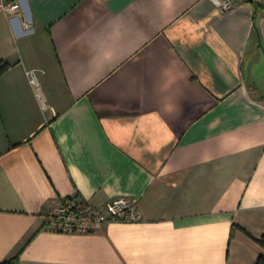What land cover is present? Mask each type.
Here are the masks:
<instances>
[{"label": "crops", "instance_id": "0c3cea01", "mask_svg": "<svg viewBox=\"0 0 264 264\" xmlns=\"http://www.w3.org/2000/svg\"><path fill=\"white\" fill-rule=\"evenodd\" d=\"M222 1L27 0V25L0 12V263L264 254V0ZM70 195L125 197L140 219L52 231Z\"/></svg>", "mask_w": 264, "mask_h": 264}, {"label": "built area", "instance_id": "2783aa9c", "mask_svg": "<svg viewBox=\"0 0 264 264\" xmlns=\"http://www.w3.org/2000/svg\"><path fill=\"white\" fill-rule=\"evenodd\" d=\"M27 0H0V12L10 21L22 20L27 25ZM228 0L221 2V8H230ZM34 82L35 79H32ZM140 219L135 201L117 197L104 206H97L77 195L60 198L58 205L44 217V225L55 232L83 234L101 229L110 221H136Z\"/></svg>", "mask_w": 264, "mask_h": 264}, {"label": "trees", "instance_id": "16d2710c", "mask_svg": "<svg viewBox=\"0 0 264 264\" xmlns=\"http://www.w3.org/2000/svg\"><path fill=\"white\" fill-rule=\"evenodd\" d=\"M8 68H9V63L2 62L0 60V75L3 74ZM263 241H264V237H263ZM0 264H17V256L7 259L1 262ZM255 264H264V254L259 255Z\"/></svg>", "mask_w": 264, "mask_h": 264}, {"label": "rangeland", "instance_id": "374dc122", "mask_svg": "<svg viewBox=\"0 0 264 264\" xmlns=\"http://www.w3.org/2000/svg\"><path fill=\"white\" fill-rule=\"evenodd\" d=\"M261 67L259 66V69L257 70V78L256 80H258L259 82H261L262 79H264V71L262 69H260Z\"/></svg>", "mask_w": 264, "mask_h": 264}]
</instances>
